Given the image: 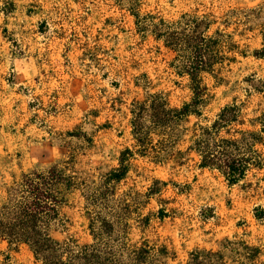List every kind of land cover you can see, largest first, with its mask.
I'll use <instances>...</instances> for the list:
<instances>
[{"label":"rangeland","instance_id":"rangeland-1","mask_svg":"<svg viewBox=\"0 0 264 264\" xmlns=\"http://www.w3.org/2000/svg\"><path fill=\"white\" fill-rule=\"evenodd\" d=\"M138 7L169 20L209 15L216 21L211 30L225 29L237 44L202 75L200 115L173 127L159 157L137 151L131 109L151 94L171 108L191 100L172 50L137 33L130 10L117 0H0V205L23 173L62 165L78 185L61 208L65 226L50 234L90 245L84 194L119 166L128 148V172L107 185V197L110 206L124 201L129 208L101 215L119 221L129 243L149 247L145 264H187L195 250L217 253V264H264V132L254 146L261 167L234 184L199 167L193 143L198 128L232 103L241 119L221 137L261 128L264 57L254 50L264 47V0H138ZM151 188L157 192L147 195ZM0 264L42 263L28 244L0 238Z\"/></svg>","mask_w":264,"mask_h":264},{"label":"trees","instance_id":"trees-1","mask_svg":"<svg viewBox=\"0 0 264 264\" xmlns=\"http://www.w3.org/2000/svg\"><path fill=\"white\" fill-rule=\"evenodd\" d=\"M117 2L130 10L137 33L152 35L175 53L174 68L189 79L192 97L181 107L171 108L159 94H151L131 109V135L139 147L137 151L159 157L160 152L171 144L173 127L189 115H200L204 104L202 75L211 73L217 64L228 59L227 52L236 50L237 44L225 29L211 30L216 21L209 15L183 13L177 19L169 20L150 12L142 13L138 0ZM221 22L227 23L226 16ZM254 56L264 57V47L255 49ZM240 119V107L234 103L226 105L210 125L198 128L193 142L199 167L218 170L229 184L237 183L252 167L259 168L262 164L254 146L264 132V112L258 117L259 132L238 131L239 139L220 135L222 130ZM153 136H156V142H153ZM132 153L126 148L120 154L119 166L91 193L84 194L93 240L90 245H79L75 240L60 242L50 234L51 229L65 226L61 208L78 185L75 177L58 164L42 171L23 173L8 188L6 199L0 205V238L9 244H28L34 258L42 264H145L149 247L129 243L127 237L121 235L125 228L119 221L107 220L101 215L108 211L116 217V212L128 210L129 205L124 201L114 207L109 205L107 185L126 176L127 159ZM156 192L151 188L147 195ZM163 216L160 210L159 217ZM219 259L217 253L195 250L190 253L187 264H217Z\"/></svg>","mask_w":264,"mask_h":264}]
</instances>
